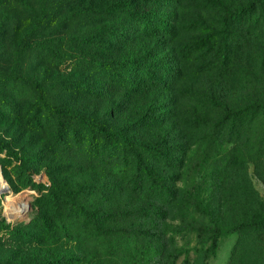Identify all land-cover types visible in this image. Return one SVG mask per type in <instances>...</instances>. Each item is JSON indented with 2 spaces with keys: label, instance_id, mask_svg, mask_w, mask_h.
Segmentation results:
<instances>
[{
  "label": "rangeland",
  "instance_id": "1",
  "mask_svg": "<svg viewBox=\"0 0 264 264\" xmlns=\"http://www.w3.org/2000/svg\"><path fill=\"white\" fill-rule=\"evenodd\" d=\"M50 1L46 4L53 11L46 23L38 20L44 0H8L0 9V77L16 72L42 84L61 105L97 117L115 109L112 125L116 127L139 123L151 109L154 114L169 112L170 125L137 137L154 141L170 133L185 162L182 170H165L179 194L177 203L164 210L161 228L169 241L166 252L150 260L144 254L124 256L123 251L122 258L100 264L136 260V264H173L176 259V264L185 260L197 264L207 247L208 236L201 227L217 223L226 231L263 218L264 119L245 126L236 140L228 129L219 127L226 109L264 104V12L258 9L236 24L227 19L228 11L240 12L254 0H169L170 7L164 0L160 6L148 4L142 8L145 14L159 19L173 16L172 31L128 45L110 41L112 31L125 21L98 23L90 16V10L105 9L111 0ZM134 56L144 66L157 64L171 74L166 85L130 96L120 88L116 74L98 68L99 63ZM159 75L165 79L163 73ZM81 87L89 92L85 97L75 93ZM97 92L105 94L90 97ZM37 100V93L20 82L15 83V92L0 83V222L12 227L35 218L39 197L35 185L51 186L47 170L27 161L44 145L26 117ZM8 101L18 110L16 116L5 113ZM14 154L22 161L17 162ZM200 203L204 213L194 208ZM238 239L227 237L208 264H264V234L248 237L246 246L238 245L232 257ZM23 242L0 231V264L40 263L52 254L37 245L21 246Z\"/></svg>",
  "mask_w": 264,
  "mask_h": 264
},
{
  "label": "trees",
  "instance_id": "2",
  "mask_svg": "<svg viewBox=\"0 0 264 264\" xmlns=\"http://www.w3.org/2000/svg\"><path fill=\"white\" fill-rule=\"evenodd\" d=\"M161 1L111 0L105 9L90 10V16L98 23L109 19L125 21V25L112 31L110 41L133 44L138 38H158L172 31L173 16L159 19L142 10L148 4L160 6ZM164 1L170 7L169 0ZM7 2L0 0V9ZM44 2L40 23L49 21L53 11L46 4L51 1ZM258 9L264 12L263 0L251 1L240 12L228 11L227 19L236 24L249 19ZM142 61L134 56L118 63H99L98 68L105 70V74H116L120 88L130 96L149 94L165 86L171 74L161 71L157 64L144 66ZM155 79L153 86L151 81ZM16 82L38 95L26 117L34 136L44 145L36 157L27 161L47 170L51 186L35 185L39 197L35 202V218L30 223L12 227L0 222V231L21 238L24 241L21 246L29 243L52 251L40 263L31 264H100L104 259L122 258L123 251L128 257L135 254L150 256V260L161 257L169 245L161 228L166 219L164 210L176 204L179 195L165 170H182L185 162L170 133L154 141L137 136L170 125L169 112L154 114L151 109L139 123L116 127L112 125L115 109L97 117L85 110L61 105L42 84L16 72L0 77L1 85L12 88L13 92ZM83 90L84 87L78 88L75 93L85 97L89 92ZM100 94L105 93L89 95L97 99ZM4 105L5 113L18 114L10 101ZM258 119H264V104L251 103L243 108L226 109L219 127L228 129V135L236 140L245 126H251ZM260 150H264V138ZM14 156L17 162L22 161ZM186 204L189 210V201ZM194 208L205 211L201 203ZM201 230L208 236L207 247L197 264H208L216 258L227 237L239 238L232 252L234 257L238 245L246 246L248 237L264 234V217L236 224L226 231L217 223ZM133 262L136 264L137 260ZM176 262L177 259L173 264ZM183 264L190 262L185 260Z\"/></svg>",
  "mask_w": 264,
  "mask_h": 264
},
{
  "label": "bare ground",
  "instance_id": "3",
  "mask_svg": "<svg viewBox=\"0 0 264 264\" xmlns=\"http://www.w3.org/2000/svg\"><path fill=\"white\" fill-rule=\"evenodd\" d=\"M1 182H2V178L0 177V184H1Z\"/></svg>",
  "mask_w": 264,
  "mask_h": 264
}]
</instances>
